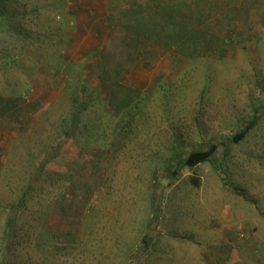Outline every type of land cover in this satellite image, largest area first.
<instances>
[{"label": "rangeland", "instance_id": "rangeland-1", "mask_svg": "<svg viewBox=\"0 0 264 264\" xmlns=\"http://www.w3.org/2000/svg\"><path fill=\"white\" fill-rule=\"evenodd\" d=\"M224 1L199 2L201 9L189 5L186 25L177 34L160 29L158 20L151 30H143L134 44L164 50L177 65L151 71L155 77L146 91L142 88L139 100L117 118L113 108L107 110L99 101L90 104L91 88L79 79L84 71L100 73L96 64L84 70L90 58L104 61L100 52L85 54L78 62L70 59L66 43L72 27L67 19L73 0H0L8 17L0 28V130L7 123V100L20 97L24 89L34 92L37 79L69 76L59 102L41 111L43 120L24 138L34 144L32 133L48 130V144L55 140L52 129L62 133L66 124L55 116L75 109L63 98L79 96L87 107L77 125L82 124L86 148L117 145L112 161L95 169L91 186L74 190L68 173L74 168H62L57 177L54 168L38 167L34 183L32 167L17 163L18 168H11L10 159L4 162L0 142V264H210L203 255L212 258L221 242L207 210L261 208L264 29L258 40L249 38L245 48L234 50L238 39L232 21L241 20V29L248 30L251 10L256 19L264 18V0H242L239 11L231 4L225 8L231 2ZM159 10L163 14L157 7L156 15ZM139 14H147L143 6ZM251 26L255 34L256 22ZM140 31L137 27V38ZM118 71L113 72L120 77ZM81 89L87 90L84 95H79ZM120 90L124 97L129 94L126 87ZM23 100L22 111L28 112L30 98ZM247 126L245 137L234 141ZM211 144L217 149L207 161L194 168L182 163L190 152ZM70 219L68 237L61 225ZM6 220L12 221L7 236Z\"/></svg>", "mask_w": 264, "mask_h": 264}, {"label": "crops", "instance_id": "crops-1", "mask_svg": "<svg viewBox=\"0 0 264 264\" xmlns=\"http://www.w3.org/2000/svg\"><path fill=\"white\" fill-rule=\"evenodd\" d=\"M143 1L73 0V2H70L68 9L70 19H67V22L72 29L67 32L68 42L66 46L69 48L70 59L78 62L79 58L85 57V54L96 52H100L101 57L104 58L102 63L100 61L97 63L95 58H90L86 64V69H84H91L96 64L98 65L97 70L100 71L99 74L90 76L83 70L84 73L79 76L80 81L83 83L82 85L91 88L90 104L99 101L104 104L107 110L113 108L117 118L120 117L123 111H128L139 100L142 88L144 92L146 91L145 87L150 85L151 78L155 77V75L151 74V71L156 68L170 70L172 66L177 65L174 55H168L169 53H165L164 50H154L153 47L142 49V47L134 44L135 41L137 43V40L141 38L143 30H151L158 20V22L162 23V26H158L160 29L164 28L168 33L174 31L177 34V31L179 30L180 32L181 27L186 25L189 17L187 13L189 5L194 6L193 3H195L194 7L201 9L204 6L199 4V2H205V0H197V2L191 3L188 0ZM224 2H231L225 8L231 4L229 7L234 6L236 11H239L243 6L242 0H225ZM141 6L147 12L144 16L139 14ZM157 7L163 9V14L159 10V15H156ZM196 11L199 14L198 10ZM250 12L252 16H250L249 21L252 20L251 24L256 22L254 30L257 32L255 34L251 32L253 30L251 24L248 25V30H242L241 20H233L232 23H235V37L238 39V43H235V47H233L234 50L245 48V42L249 38H256L263 32L264 18L256 19L254 14H257V12L253 11L252 13V10ZM185 17H187V20H185ZM262 17H264V14H262ZM137 27L141 28L138 38L136 37ZM231 38L234 39L233 35ZM256 39L258 40V38ZM65 52L67 53V51ZM136 55L138 58H136ZM150 55H153V57L150 58ZM111 57L116 58V62H110ZM170 62H174V64H170ZM118 67L121 68L120 71H118ZM174 68L176 67L174 66ZM113 71H118L120 77L115 76ZM149 74L150 76L148 77ZM95 75H98V81L95 80ZM68 78L70 77H54L47 80L37 79L36 84H33L36 88L34 92L31 90L25 91L27 94H20V97H15L12 101L7 100L5 102L7 106L5 121L7 123L0 130V142L4 144V162L10 159L11 168H18L17 163L21 164V166L32 167L34 176L31 177L34 183L38 181V179H35L39 175L36 173L38 167L54 168L53 174L57 175V177H59L61 172H64L62 168H74L72 169L73 172L65 170L72 177L71 186H73L74 190H83L87 186H91L90 177L96 175L95 169L108 165L116 152L113 151L115 148L112 146L110 148L105 146L103 149L98 150L92 149V151L90 148H86V137L85 134H81L80 130L82 124L79 125V128L77 127L80 114L86 112L87 109L86 105H83L85 102L80 100L81 97L70 96L63 98V103L66 102L67 106L71 107L73 104H77V106L72 111H68L67 114L55 116L54 119L63 120L61 124L66 122L62 126V133L59 129L55 131L52 129L51 132L55 137L52 138L55 140L48 144L46 136L50 133L48 130H36L37 134L32 133L37 138L34 144L31 140L24 138L28 131L31 130V127H35L43 120L41 111H45L48 105H55L59 102L61 93L67 86ZM97 85L98 88L96 87ZM123 87H126L129 93L125 97L123 90H120ZM95 88L98 90L94 91L93 89ZM137 90L138 93H136ZM86 91L81 89L79 95L85 94ZM25 97L30 98L28 112L22 111L26 107V103L23 100ZM123 100L125 101L124 104L117 105ZM114 101L115 103L113 104ZM12 107H15V113H12ZM74 113H76V119L72 121ZM79 136L83 137L79 139ZM9 154L10 156H8ZM25 160L29 161V163H24L23 161ZM50 181L52 182V180L47 182ZM5 184L7 182L4 179ZM70 189L69 191H71ZM254 202L257 203L256 201ZM260 204L261 208L259 207L256 212L250 208L246 209L244 205H242L244 208L238 209L235 207L230 209L228 205L225 209L219 210L220 212L216 210L215 214L213 213L214 208L207 210L210 215L209 220L214 217L213 227L219 235V243L221 242L212 252V258L208 259L206 255H203L207 262L210 264H253L252 261H255L258 264H264V201H261ZM237 225L239 226L237 227ZM61 226L64 234L71 237L72 234L69 228L73 227L71 219L67 224L63 223ZM258 232H260L262 237L257 234ZM143 240L145 244L149 245V240H146L145 236ZM192 245L194 246V244ZM130 256L131 258L135 257L133 252ZM148 256L149 252L145 257L147 258Z\"/></svg>", "mask_w": 264, "mask_h": 264}, {"label": "trees", "instance_id": "trees-1", "mask_svg": "<svg viewBox=\"0 0 264 264\" xmlns=\"http://www.w3.org/2000/svg\"><path fill=\"white\" fill-rule=\"evenodd\" d=\"M6 17H7V14L3 12L2 7L0 6V28H3L6 26V24H7L6 23L7 22ZM24 90L28 91L27 89H24ZM20 94H23V93L19 92L18 96H20ZM82 95H84V94L82 93ZM74 101L76 102V100H74ZM78 101H80V100H78ZM73 105L76 106L75 104H73ZM249 129H250V126H247L245 129H243L238 134H236L233 138L234 141L238 142V141L242 140L245 137V135ZM121 134H122V132H121ZM113 148L116 149L117 145L116 144L113 145ZM216 149H217V146L215 144H211L207 150L192 151L188 154V156L184 160H182V163L186 167L194 168L195 166L199 165L200 163L205 162L208 159H210L214 155ZM8 219L10 220L11 218H8ZM11 223H12V221H8V220L5 221V236H7V231H8V229H10Z\"/></svg>", "mask_w": 264, "mask_h": 264}]
</instances>
